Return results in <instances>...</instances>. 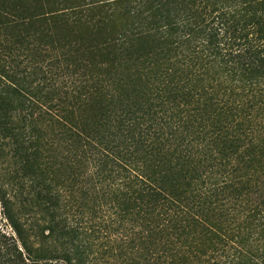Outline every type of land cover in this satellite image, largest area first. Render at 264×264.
Masks as SVG:
<instances>
[{"label": "trees", "instance_id": "1", "mask_svg": "<svg viewBox=\"0 0 264 264\" xmlns=\"http://www.w3.org/2000/svg\"><path fill=\"white\" fill-rule=\"evenodd\" d=\"M110 1L137 33L103 85L59 70L48 105L0 70L52 127L0 100V264H264V0Z\"/></svg>", "mask_w": 264, "mask_h": 264}, {"label": "rangeland", "instance_id": "2", "mask_svg": "<svg viewBox=\"0 0 264 264\" xmlns=\"http://www.w3.org/2000/svg\"><path fill=\"white\" fill-rule=\"evenodd\" d=\"M11 11L20 15L15 23L9 22L14 19ZM135 29L136 21L110 0H0V70L8 76L4 82L33 92L44 87L38 96L46 104L55 105L59 95L51 85L59 79L55 76L59 70H66L82 85L94 88L103 85L107 79L103 80L102 74L108 61H112L105 50L107 44L123 32L133 36L137 33ZM147 44L154 47L155 40L142 42L143 47ZM124 71L119 65L110 69L120 75ZM117 77L122 76L115 75L113 79ZM1 99L5 100L4 105L8 103L5 108L8 114L18 121L24 116L26 121L34 123L44 146L52 132L46 119H40L26 99L9 94L0 85ZM100 106L97 101L88 106L73 105L71 109L75 116L93 121L98 119Z\"/></svg>", "mask_w": 264, "mask_h": 264}]
</instances>
